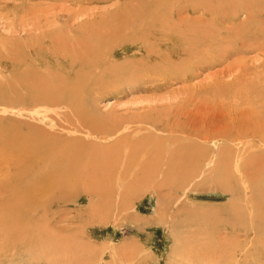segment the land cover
<instances>
[{"label": "rangeland", "instance_id": "374dc122", "mask_svg": "<svg viewBox=\"0 0 264 264\" xmlns=\"http://www.w3.org/2000/svg\"><path fill=\"white\" fill-rule=\"evenodd\" d=\"M125 1L0 0V71L4 73L6 70L4 69V64L7 55L5 56V46L2 44L5 40H7L6 42L15 41L22 43L28 40V36L31 34H38L50 29H65L68 26L70 28H73V26H83L87 34L103 32L106 31L107 26L95 27L97 18L100 19L103 17L102 15L112 12L117 4L122 3L121 5L123 6ZM143 1L145 0H134L132 5L135 4L134 7L142 6L146 2ZM155 1L161 2L160 0ZM208 1L204 0L203 3V0H169L168 2L171 3H186L185 9H193V11H183L179 19H176L174 13H170L172 15L170 17L176 20H169L167 14L161 11L162 17L157 15L156 19L160 18L161 22L163 19L165 24L161 23L160 19L152 22L151 13L146 12L144 15H141L138 12L139 16L142 17L141 20L134 22L132 27L128 26L126 29H122L120 35L124 39H121L122 46L117 49L116 54L118 62L122 61L125 57L126 60L131 61L128 66L134 65L131 67L127 66L130 69L128 73L130 75L119 82H108L109 84L104 83L102 86L96 83L92 84L86 89L81 90L82 93L77 94L76 97L68 94L63 95L61 96L62 101L59 105L56 108H50L49 111L55 116V121L66 126L68 128L67 131L71 130L69 134L64 133L63 137L65 139H72L73 135H76L74 137L80 138L81 140H78L86 144L85 146L91 142L98 149L95 150L93 146L91 147V144L87 147L88 150L90 149V152L84 156L88 161L95 158L93 159L94 166L102 168V165L105 166V162L104 164L100 162L104 160L105 156L103 155L106 154L110 156H108L109 160H106V164L111 162L110 164L114 165L115 168H123L125 172V177L123 176L122 179V176L118 174L123 172V169L120 172L119 169L118 172H114L110 164L109 166H105L107 168L104 167L106 171L102 168V171L106 172H104L105 175L109 177L108 180L105 176L107 182L105 180L102 183L108 189V186L111 185L109 183L111 180L110 182L116 185L112 189H115L120 195L118 196L115 190L110 189L111 192L107 190L108 193L114 192V194L112 193L114 197L112 195L113 198L110 197L111 202L108 199L110 195L102 192L106 190L104 189L105 187L98 184L101 183L102 179L95 178L92 180L86 178L89 180H85L89 182V186H87L89 187V189L87 188L88 193L85 190V184L87 183H82L83 181L80 180L78 181L79 183H76V189L78 186L77 193L75 192V184L71 189H67L66 195L69 196V200L66 203H52L50 205L47 219L53 224L56 223L55 226L57 228L64 230V235L73 240L71 243L76 242V246L80 250L83 249L85 251L79 253V258L74 260V264H228L232 260H226L230 254V249L235 250L234 256L237 264H264V194L259 193V187L262 184L257 180V178H264V165L259 164V167H256V164L254 166L258 171L262 168V172H258L257 175L254 173L255 175L253 176L249 173L251 168H253L251 166L253 165L252 163L256 159L262 158V153H264V143L260 141L261 139L252 138L253 131H259L264 134V85L258 84L260 80L257 78L258 74L262 77L264 76V0H232V4L225 3V6L228 5L229 7L226 10H222L225 14H221L222 17L219 15L220 17L215 19L209 18V14L203 15L201 13V4L204 5ZM247 2L256 3L250 4V7H248L249 5H246ZM121 5L120 7H122ZM158 5L161 7L164 3H159ZM251 6L253 8L257 6L261 7L258 8L260 13L257 16H247L246 10L252 8ZM231 13H236L235 19ZM94 18L95 21H93ZM92 21L94 24L90 26L88 22ZM65 23L67 24L66 27ZM173 23L178 26L179 30V46L178 50L176 49L178 52L177 57L170 54L169 51L168 53H163L160 51L164 50L163 46H158L154 42L155 37L161 36L159 24L162 27L163 33H170L168 28L173 26ZM65 33L67 34L68 32L66 31ZM151 35H153V38H150L149 41L150 45H153L148 51L150 55L148 57L146 50L138 43L143 41V38L145 39ZM169 36L171 34H167L162 41L167 42L171 47L172 42H170ZM160 39L155 41L163 44ZM207 42L208 44H206ZM67 44L69 45V43ZM136 44L140 46L139 52ZM29 55H32V51L31 53L29 52ZM168 62L171 64L168 66L163 65ZM190 64L196 65V78L188 81L180 78L175 80L169 79L170 75L174 73H184L185 67ZM243 68L246 71H243L246 78L242 79L246 81L244 82L246 86L230 83L233 78L242 72ZM160 72L164 73V77H162L163 75H155L160 74ZM144 74H149V77L144 78ZM215 78L222 79L226 87L221 86L219 88V86L215 87L211 85L214 83L213 80ZM2 81L3 79L0 80V88ZM252 82L257 83L256 87H254L255 92H250V84ZM193 86L195 87L193 88ZM257 86L260 88L258 89ZM67 101L70 102L68 103ZM68 104L69 106H67ZM92 104H94V107ZM3 108V104H0V129L6 127L3 122L4 118L9 114H14L13 112L16 111L9 109V111H4ZM65 118L67 120H64ZM108 118L112 121H109ZM77 120L87 122L85 124L86 129L76 127L74 121ZM100 121L103 123H100ZM183 123L184 126L182 125ZM93 128H95L94 133H92ZM59 130L65 132L58 125H55V131ZM227 130L229 134H235L238 130H241L243 133L241 136V141H244L243 145L256 146L253 148L249 147V151L246 150L247 152L237 151L234 148L232 149L234 150L232 152L234 154L231 151L228 153V156L225 154L229 163H231L229 165L230 168L226 166L224 169L226 176L229 175L228 177L230 178L229 185H225L228 191L222 189V183L217 179V176L222 175V172L217 170L222 169L219 165L220 162H226V157L221 158L222 155L219 153V149H224L229 144L225 145V141L223 142L219 139L206 143L203 142L202 138V141L198 139V137L205 135L211 136L212 133L215 134L218 131H221V133L224 131V133L228 134ZM16 131H18V128ZM193 131L196 135V141L191 139L185 140L183 138L185 134L189 135V137H195L192 133ZM170 132L173 135L169 139L168 144L167 141L162 142V138L164 140V138L169 137L167 135ZM116 137L118 138L115 139ZM87 138L91 140L88 139V143H86ZM92 140L96 141L97 144L93 143ZM100 140V145L104 146L105 144V147L106 144L109 147L116 145L115 148L117 149L120 146L121 157L114 151V154L113 152L112 154H107L110 149L106 148L104 150L103 147L98 148ZM110 141L113 142L111 143ZM159 142L163 143L165 150ZM171 142L172 145L168 147ZM137 145L141 149L143 148L140 151L142 155L140 154L139 156L138 154V159L135 158L136 160L130 159L131 163L130 160L127 161L128 155L126 153L129 154L137 149ZM154 145L155 147L158 146L159 149L153 148ZM131 146H133L134 150ZM0 148H2L1 143ZM192 148V151H196V161H192L196 163L195 170L191 174L185 175L191 169V167H188L191 161L186 160V155L188 153L191 154ZM87 149L86 153H88ZM99 149H103L105 153ZM119 149L118 151L111 149V151L115 150L119 153ZM107 150L108 152L106 153ZM177 150L181 152H177ZM100 151L104 154L102 155ZM92 152H95L94 154L96 155L91 156ZM123 154L127 155V158H124ZM178 154L179 157H184L185 161L181 162L180 174L172 175L171 178L169 177V180L166 175L164 177L167 165H170L168 159L172 161L177 160ZM243 154L245 157H243ZM97 155H102L103 160H99ZM111 155L114 156L112 160ZM115 155L118 156H116L117 160ZM246 155H252L254 161H246ZM174 156L176 159L173 158ZM122 157L123 160L125 159L124 161ZM241 157L244 160H241ZM248 159L249 157H247ZM137 160H143L149 164L155 163L154 168L158 175L156 172L154 174L157 176L152 173V165L146 164L147 167L145 166V168L149 169L148 166H150L151 169H145L147 174L144 173L145 171H142L143 175L149 178L143 182V175H139L142 172L136 170L137 167L133 169V165H135ZM117 161L118 164L122 161V165L126 162L129 163L128 166L126 163L128 167L127 172V167L115 165ZM242 161H246L247 163ZM237 162H239L238 165H236ZM95 163L98 165H95ZM262 163H264V160ZM216 164L217 166H215ZM108 167L112 169H108ZM129 170L133 173V176L128 174ZM134 171L137 173L134 174ZM160 172L162 173L160 174ZM115 173H118L117 178L120 176L121 178L118 179L122 180L117 181L122 183L127 179L128 183L132 181V185H135L131 186V183L126 184L127 181L124 182L126 185H120L121 183L114 181L116 177ZM137 176L142 182L136 179ZM150 178L155 179L151 182L150 180L152 179ZM162 179L164 183H161L163 182L161 181ZM98 180L99 182L97 183ZM155 181L159 182L155 183ZM138 182L142 186H137ZM143 183H146V185ZM118 186L123 189L118 188ZM98 187L103 188L99 189ZM125 187H129V190ZM145 187L146 189H144ZM131 189L132 192H135L129 193ZM92 190L93 192H91ZM122 190L123 193L127 191L124 196ZM115 193L117 194L116 198ZM103 195L108 197H102ZM2 196L0 192V201L2 200V202L9 198L7 194ZM123 197L127 200L124 201ZM107 199L109 202L106 201ZM121 199L123 200L121 201ZM99 201L105 202L101 203L102 205L100 204L102 207L105 204L103 208L98 206L99 203L97 202ZM25 221H27L26 223L24 222L25 225H31L32 223L29 219ZM21 223H23V220ZM2 242L3 240L0 238V243ZM235 247L236 249L241 248V251H237ZM13 256L12 259H9L11 255L10 257L9 253L8 255H4L0 249V264H25V261L24 263H20L19 258L21 256L19 257L18 255L19 258H16V256L13 258ZM43 262L41 261L37 264H42Z\"/></svg>", "mask_w": 264, "mask_h": 264}, {"label": "bare ground", "instance_id": "6f19581e", "mask_svg": "<svg viewBox=\"0 0 264 264\" xmlns=\"http://www.w3.org/2000/svg\"><path fill=\"white\" fill-rule=\"evenodd\" d=\"M78 1H80V0H78ZM133 1L134 0H126L125 3L123 2L124 3L123 6L121 5L122 3L119 5L117 4L115 6V8H113L112 12H109L106 15H102L103 17L100 19L97 18V20H96L97 24L95 25V27L98 28L99 26H103V25L107 26L106 31H103V32L100 31L96 34L95 33L87 34L84 31L83 26H77V27L73 26V28H70V26H68V28H65L66 31L68 32L67 34L65 33L66 32L65 29H63V28L58 29V30H51V29L47 30L46 29L47 31H42L38 34L33 32L34 34H31L30 36H28V40H26L25 42H22V43L15 42V41L14 42L13 41L6 42L7 40H5L2 43L5 46L4 53H5V56L7 55V57H6V61L4 64V66H5L4 69H6V70L4 73L2 71H0V74H1L0 78L3 79V81L1 82V88L2 89L0 88V102H1L0 104H3V107H4L3 110L4 111L16 110L15 112H13L14 114H12V115L9 114L8 116H6L4 118L3 122L5 123L6 127L0 129V143L2 144V148H0V192L2 193L3 196L6 194L9 196V198L7 200L5 199V200H3V202H2V200L0 201L1 202V204H0V233L1 234L0 235L2 236V237L0 236V238L3 240V242L0 243V249H1V251H3L4 255H6V254L8 255V253H9V257L11 255L10 258L8 257L9 259H12V256L14 255L13 258L15 256H16V258H19L21 256L19 258V261H20V263H24V261H25V264H37V263H40L41 261H44L43 262L44 264H74V260L76 258H79L78 257L80 255L79 253L80 252L82 253L84 251L83 249H81L82 250L81 251L80 248H78L76 246L77 245L76 242L71 243V241H73V240L69 239V237L67 238V236L64 235V233H65L64 230H62L61 228H57V226H55L56 223L53 224L50 220L47 219V214L49 213L48 212L49 207L52 203H56V204L57 203H64V202L66 203V201L69 200V198H68L69 196L66 195L67 189H71V187H73L75 184V192H76L78 189V186L76 189V183L80 180L83 181L82 183H85L86 182L85 180L89 181L86 178H90L92 180L95 178L96 179L100 178V179H102L100 181L101 183H102V181L104 182L107 178L109 180V177L107 175H105L106 170L104 169V167L107 165L109 166V164L111 162L109 164H106L107 161L109 160L110 156L108 155L109 156L108 157L106 154L103 155L105 153L104 150H106V148L110 149L109 152H108V150L106 151V153L108 152L107 154H110V153L112 154V152L114 151L116 154H118V156L120 154H122V152L120 153V149H119L120 146L119 145H118L119 147L117 146L119 149V153H118V152H116V151H118V149L115 148L116 145L110 146L111 147L110 148L109 146H107L108 144H106V147H105V144H104V146L102 144L100 145V142H101V140H100L99 144H98L99 147H98V145H97V147L98 148L103 147L104 150L103 149H99V150H102L104 152L103 153L100 151V153H102V155L105 156L104 160L101 157L102 155L101 156L97 155V156L99 157L98 158L99 160H103L100 162L101 164L102 163L104 164V162H105V164H104L105 166L102 165V168L105 171H102V168L94 166L93 159H95V158L92 157L93 159H90L88 161L87 158L84 156L86 154H89L90 149L88 150L87 147H89L90 144H91V147L93 146V148L95 150H98L97 148H95V146L91 142L88 143V141H87L89 138L92 139V137L89 136V138L86 139V141H87L86 143L89 144L87 146H85L86 144H84L82 141H80L81 140L80 138H78L80 140L75 138L76 135H73L72 139H68V138L65 139L63 137L64 133L69 134L71 132V130L69 129L67 131L68 128L66 126L55 121V119H56L55 116H53V114L49 110H50V108L53 109L59 105V103L62 101L61 96H63V95L68 94L70 96L76 97L77 94L79 95L82 93L81 90L86 89L87 87L91 86L92 84L94 85L96 83V84H100L102 86V84L108 83V82H119L121 80L126 79L130 75V74L128 75L129 70H130L128 67H131L134 65L132 64V65L128 66L131 63V61L126 60L125 57L122 61L118 62L116 54H117V49L121 48V46H122L121 39L122 40L124 39L120 35L122 29H124V28L126 29L128 26L132 27L134 25V22H139L138 20H141L142 17L139 16L138 12H140L141 15H144L146 12L151 13L152 22L153 21L155 22L156 20L160 19V18L156 19L157 15L158 16L160 15L162 17L163 14L161 15V13H160L161 11H163L164 13L167 14V17L169 20H176V19H179L181 16V13H183V11L186 10L185 9L186 3L185 4L183 3L184 4L183 5L181 2H172L171 3V2H168L169 0L168 1L167 0H160L161 2L155 1V0H151V1L145 0L146 2L143 1V2H145L144 5H142V6L136 5L137 7H134L135 4L132 5V3H134ZM73 2H74V0H73ZM209 2H212V3H209ZM231 2H232V0H209L208 3L206 2L204 5L201 4L202 5L200 8L201 13L203 15L209 14V18H211V19L219 18L221 16V14H225L224 11H222V10H226L227 8H229L228 5L225 6V3L232 4ZM159 3H164V5L159 7V5H158ZM203 3H204V0H203ZM253 3H256V2H247L246 5H249L248 7H250V4H253ZM120 5L122 7H120ZM187 5H189V4H187ZM196 8H198V7H196ZM258 8H261V7L257 6L254 8L253 7L248 8L249 10H246L247 16H257L260 13V10ZM186 11L192 12L193 9L186 10ZM195 11H196V9H195ZM230 12H232V11H230ZM170 13H172V14L174 13V15L176 16V19L171 18ZM232 15L234 16V19H235L236 13H234ZM223 17H224V15H223ZM211 19H210V23H211ZM225 19H226V17H225ZM93 21H95V18L93 19ZM93 21L88 22V23H90V26L94 24ZM160 22H161V19H160ZM161 23L165 24L163 22V19H162ZM74 24H76V23H74ZM71 25H72V23H71ZM215 25H213V26H215ZM66 26H67V24L65 25V27ZM50 28H53V27H50ZM161 28L162 27L159 24L161 39H160V37H155L154 42L157 43L158 46H163L164 50H160L163 53H168V51H169L170 54L177 57V55H178L177 50H178V46H179V43H178V38H179L178 26H176V24H174L173 26L168 28V30H170V33H163ZM54 29H55V27H54ZM94 29H96V28H94ZM163 29H165V28H163ZM208 29H210V28H208ZM97 30H100V29H97ZM202 31H204V30H202ZM256 31H258V30H256ZM152 32H153V30H152ZM190 32H192V31L190 30ZM167 34L168 35L171 34V36H169V40H170V42H172L171 47L169 46V44L167 42L162 41V39ZM150 38H153V35L146 37L145 39L143 38V41L138 43V44H140V46H143V48L146 50L148 57H150L148 51H149L150 47L153 45V44L150 45V41H149ZM157 39H160V41H162L163 44H159L158 42H156L155 40H157ZM185 41H187V40H185ZM135 42H137V41H135ZM67 43H69V45ZM132 43H133V41H132ZM185 43H183V44L185 45ZM186 44H188V43H186ZM206 44H208V42ZM140 46L137 47L138 52L140 50L139 49ZM156 48H154V49H156ZM31 51H32V55L30 56L29 52L31 53ZM187 51H188V49H187ZM154 53H156V52H154ZM124 56H125V54H124ZM194 56H195V53H194ZM121 58H122V56H121ZM181 60H183V59H181ZM154 63H156V62H154ZM170 64L171 63L168 62V63H165L163 65L168 66ZM181 67H183V66H181ZM144 69H146V68H144ZM243 71H244V68H243L242 72ZM242 72L237 77L233 78V80L230 83H232L234 85H242V86L245 85L246 86V84L244 83L246 81H244L242 79L245 77L244 72H246V71H244L243 73ZM143 73H144V71H143ZM196 73H197L196 65L190 64V65L185 67L184 73H182V74L174 73L173 75H170L171 77L169 79L175 80L177 78H180V79L188 81V80H192V79L196 78ZM163 74H164L163 72H160V74H155V75H163ZM248 76H250V74H248ZM148 77H149V74H144V78H148ZM162 77H164V75ZM257 78L260 80L258 82V84L264 85V76L262 77V76H260V74H258ZM133 80H134V77H133ZM222 81H223L222 79L215 78V80H213L214 83H212L211 85H214L215 87L219 86V88H221V86L226 87L224 85L225 82L223 83ZM256 85H257L256 82H252L250 84V92H255L254 87H256ZM160 86H162V85H160ZM194 87L195 86H193V88ZM257 87H258V89L260 88L259 86H257ZM104 88H105V86H104ZM109 90H110V88H109ZM232 90H233V88H232ZM69 100H71V99H69ZM67 102L69 103L70 101H67ZM92 105L94 107V104H92ZM67 106H69V104ZM103 115L105 116V114H103ZM70 117H71V115H70ZM94 119H96V117H94ZM57 120H59V119H57ZM61 120H63V119H61ZM64 120H67V119L65 118ZM106 120H107V118H106ZM108 120L110 121L111 119L108 118ZM101 122L102 121H100V123ZM74 123H75L76 127H79V129H82V128H85V124L87 122L77 120V121H74ZM55 125L56 126L58 125L65 132H61V130L55 131ZM182 125L184 126V123ZM72 127H74V126H72ZM88 127H90V126H88ZM17 128H18V131H16ZM94 130H95V128H93L92 133H94ZM99 130H97L98 133H100ZM108 130H109V127H108ZM73 131H74V129H73ZM227 132H228V134L224 133V131H223V133H221V131H218L215 134L212 133L211 136L205 135V136H203L204 138L198 137V139L202 138L203 142H205V143L211 142V141L214 142V141H216V139H219V140H222L223 142L225 141V145L229 144L228 146H225L224 149H222V148L219 149V151H220L219 153L222 155L221 158L228 156L229 155L228 153L230 151H231V153L234 152V150H232L234 148L237 151H245V152H247L246 150L249 151V149H248L250 147V146H248L249 144L247 146H244L243 145L244 141L243 142L241 141V136L243 134L241 130H238V132H236L235 134H229L228 130H227ZM192 133L194 134V131ZM226 134H227V136H225ZM165 135H167V134H165ZM172 135L173 134L170 132L167 135L169 137L164 138V140L162 138V142L167 141V144H168L169 139L171 138ZM117 138L118 137H116L115 139H117ZM183 138L185 140L191 139V140L196 141V135H195V137H191V136L189 137V135L185 134ZM252 138L253 139H256V138L261 139L260 141L262 143H264V134H262L259 131H253ZM150 139H152V138H150ZM202 139H201V141H202ZM244 139H245V137H244ZM97 140H99V139H97ZM92 142L96 143V141H93V140H92ZM115 142H118V141H115ZM172 142L170 145H168V147H170L172 145ZM176 142L178 143V141H176ZM160 143L161 142H159V144ZM161 144L163 145V143H161ZM155 145H158V144H155ZM155 145L153 146V148L159 149L158 148L159 145L156 147H155ZM202 145L203 144L201 142V146ZM132 147L133 146H131V148ZM137 147L138 148L135 150L132 148L134 151H132L129 154L125 152L128 155V156L126 155L128 158L124 154L122 156L124 158L126 157L127 161L130 159L131 160L135 159V158L138 159V154L140 156V154H141L140 151H142L143 148L141 149L138 145H137ZM253 147H256V146H253ZM253 147L251 146L250 148H253ZM85 148L88 150V153L85 152L86 151ZM93 148H92V151H93ZM163 148H164V145H163ZM111 149H115L116 151L115 150L111 151ZM177 149H179V148H177ZM164 150H165V148H164ZM169 150H170V148H169ZM192 150H193V148L190 151L191 154L188 153L186 155V157H187L186 160L191 161V163L188 164V167H191V169L187 174L185 173V175L191 174L195 170L194 167H195L196 163H193L192 161H194V160L196 161V151H192ZM149 151H146V152H149ZM179 151L180 150H177V152H179ZM114 152H113V154H114ZM155 152H157V150H155ZM158 152H160V151L158 150ZM94 153L95 152H92L91 156L96 155ZM165 154H166V151H165ZM165 154H164V156H165ZM216 154H218V153H216ZM225 154H226V156H225ZM232 154H234V153H232ZM221 155H219V156H221ZM91 156H90V158H91ZM116 156L117 155H115V157ZM112 157L114 158V156L111 155V160H112ZM117 157H116V160H117ZM120 157H121V155H120ZM123 157H122V160H123ZM215 157H216V155H215ZM229 157H231V156H229ZM243 157H245V155ZM247 157H249L248 160H247ZM105 158H108V159H105ZM173 158L176 159L175 156ZM177 158H178L177 160H173V161L171 159H168L170 165H167V169H166V172L164 174V177L166 175V177H168V179H169V177L171 178L172 175L179 173L181 162L185 161V158L181 157V156L179 157V154H178ZM139 159H141V158L139 157ZM154 159H156V158L154 157ZM226 159H227V157L225 158L226 162H223V163L220 162V164L218 163L220 165V168H222V169H218L217 171L222 172V175L217 176L218 177L217 179L219 180L220 183H222L221 184L222 189L223 190L225 189L228 191V188L225 185H229L228 182L230 181V178L228 177L229 175L226 176V174H225L226 171L224 172V169L226 168V166H229L231 163H229V160L228 159L226 160ZM242 159L243 158L241 157V160ZM131 160H130V162H131ZM239 160H240V158H239ZM249 160L254 161L252 155L251 156L246 155V161H249ZM263 160H264V153H262V158L256 159V161H255L256 163L255 162L252 163L253 165H251V166L253 168H251L249 173H251L254 176L255 175L254 173H256V175H257L258 172L259 173L262 172L261 167H260L261 169L258 171V169H255L254 166H256V164H257L256 167H259V164L264 165V163H262ZM242 162H244V161H242ZM120 163L118 164V161H117V163H115V165L117 164L120 167L122 165V163L121 164ZM126 163L123 164L124 166L122 165L121 167L126 168L129 165V163H127V166H126ZM238 163L239 162H237L236 165H238ZM146 164H148L150 166L152 165L153 169H151L150 166H148V167H149V169H151L153 171V172L151 171L153 174H154V172L157 173V171L154 168L155 163L149 164L143 160L142 161L137 160V162H135V165H133V164H131V165H133V169H135L137 167L138 169L136 168V170H139V172H142V171L144 172L146 169L145 168ZM95 165H98V164L95 163ZM110 165H112V164H110ZM184 166H182V167H184ZM215 166H217V164ZM231 166H233V165H231ZM112 167H113V169L110 167H108V169L110 168V169L114 170V172H118V169L120 172L121 169H123V168L117 169L114 167V165H112ZM105 168H107V167H105ZM229 168H230V166H229ZM108 169H107V171H108ZM127 169H128V167L126 168V172H127ZM149 169H146V170H149ZM115 170H117V171H115ZM158 170H159V168H158ZM187 170H189V169H187ZM122 171L124 172V169ZM135 171H134V174L137 173ZM160 171H162V170H160ZM123 172H120V174L115 173L116 177L115 178L113 177L115 182L122 181L121 179L120 180L118 179L121 177L119 176L117 178V176L121 175L122 179H123V176L125 177V172H124V175H123ZM143 172H142V174L139 173V175L142 176L144 173L147 174V171H145L144 173ZM107 173H109V172H107ZM152 173H150V174L152 175ZM161 173L162 172H160V174ZM128 174L133 176V173H131L130 170H129ZM160 174H159V176H160ZM157 175H158V173H157ZM157 175H155V176H157ZM105 176H106V179H105ZM143 176L146 177L145 175H143ZM143 176H142V181L144 182L145 180H147L148 177H146V179L143 180V178H144ZM138 178L139 177L137 176L136 179H138ZM150 179H152V180H150L152 182L153 179H155V178H150ZM92 180H90V181H92ZM99 180L97 181V183L99 182ZM117 180H119V181H117ZM138 180H140V179H138ZM164 180H165V178H164ZM257 180L260 181V183L262 184L259 187V191H260L259 193L264 194V178H260V179L257 178ZM110 181H109V183L111 185H109V183H107V185H109L108 189L104 186L105 184L98 183L99 185L104 186L105 187L104 189H106L105 191L103 189H101V190H103L102 192L108 193V191L111 192V190H113L112 188H115V187H113V186H116L115 183L113 185ZM125 181H127L126 184L129 182L127 179ZM150 181H149V184H150ZM161 181H163V179ZM166 181H167V179H166ZM106 182H107V180H106ZM124 182H122V183L119 182V183H121L120 185H122V184H125ZM158 182L155 181V183H158ZM86 183L88 185L87 184H85L86 186L84 184L83 185L86 187V189L84 187V189L87 190L86 193H88L89 187H87V186H89V182H86ZM130 183H128V184H130ZM132 183H131V186H134L135 184L132 185ZM138 183L140 184V182H138ZM161 183H164V181ZM139 184L137 186H142L141 184L140 185ZM143 184L146 185V183H143ZM145 185H143V186H145ZM110 186H111V188H110ZM119 186H118V188H122ZM147 186H148V184H147ZM98 188L100 189L103 187H98ZM125 188H128V190H129V187H125ZM130 188H132V187H130ZM138 189H139V187H138ZM144 189H146V187ZM113 191H112V193L114 194ZM91 192H93V190ZM110 192L108 193L110 195L108 199H110L109 201L111 202L110 197H112V196L114 197V195ZM126 192L123 193V190H122L123 196L125 195ZM133 192H135V191H133ZM133 192H132V189H131V192L129 191V193H133ZM3 193H5V194H3ZM116 193H117V191H116ZM92 194H95V193H92ZM117 194H118V196H120L119 192ZM117 194L115 195V198L117 197ZM91 197H92V195H91ZM102 197L107 198L108 196L103 195ZM108 199L106 201H108ZM117 199H116V201H118ZM97 200H99V199H97ZM122 200L123 199H121V201ZM126 200L127 199L124 198V201H126ZM119 202H120V200H119ZM97 203H99L98 206L100 207L105 202L103 201V203H102L99 201ZM114 204H115V201H114ZM120 204H119V206H120ZM104 205H103V207H104ZM106 205H108V204H106ZM109 206H110V204H109ZM109 206H107V207H109ZM120 208H121V206H120ZM39 212H41V213H39ZM35 214H37V216H35ZM26 219H29L32 221L31 225H27V224L25 225V223L27 222V221H25ZM22 220H23V223H21ZM50 223H51V227H50ZM235 249H236V247H235ZM236 250L237 251L239 250V252H240L241 248H238ZM234 251H235L234 249L233 250L230 249V254L226 258V260H228V259H230V260L232 259V260L230 263L228 262V264H231V263L237 264L236 263L237 260L235 259V256H234ZM224 252H225V250H224ZM225 254H226V252H225ZM18 255H19V257H18ZM231 256H232V258H230ZM12 262H13V260H12ZM16 263H18V262H16Z\"/></svg>", "mask_w": 264, "mask_h": 264}]
</instances>
